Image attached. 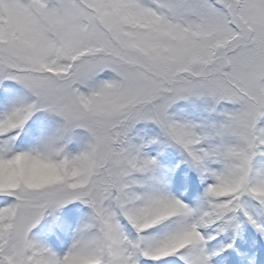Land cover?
<instances>
[{
	"label": "snow or ice",
	"instance_id": "1",
	"mask_svg": "<svg viewBox=\"0 0 264 264\" xmlns=\"http://www.w3.org/2000/svg\"><path fill=\"white\" fill-rule=\"evenodd\" d=\"M0 172V264H264V0H0Z\"/></svg>",
	"mask_w": 264,
	"mask_h": 264
},
{
	"label": "clouds",
	"instance_id": "2",
	"mask_svg": "<svg viewBox=\"0 0 264 264\" xmlns=\"http://www.w3.org/2000/svg\"><path fill=\"white\" fill-rule=\"evenodd\" d=\"M46 171L47 169L45 165L36 162L25 170L24 178L28 180L30 183H34V184L41 183L47 179ZM7 182H8V176L5 173L0 172V183H7Z\"/></svg>",
	"mask_w": 264,
	"mask_h": 264
}]
</instances>
